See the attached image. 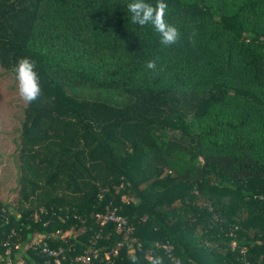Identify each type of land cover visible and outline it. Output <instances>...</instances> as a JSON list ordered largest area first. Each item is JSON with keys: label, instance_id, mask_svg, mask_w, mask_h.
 <instances>
[{"label": "trees", "instance_id": "obj_1", "mask_svg": "<svg viewBox=\"0 0 264 264\" xmlns=\"http://www.w3.org/2000/svg\"><path fill=\"white\" fill-rule=\"evenodd\" d=\"M131 2L0 0V68L34 60L43 90L0 243L28 264L48 263L24 250L35 234L68 263L95 249L93 264H172L170 243L182 264H264V0H165L184 34L170 47ZM110 204L128 233L95 221Z\"/></svg>", "mask_w": 264, "mask_h": 264}, {"label": "clouds", "instance_id": "obj_2", "mask_svg": "<svg viewBox=\"0 0 264 264\" xmlns=\"http://www.w3.org/2000/svg\"><path fill=\"white\" fill-rule=\"evenodd\" d=\"M128 12L131 14V22L140 27L152 25L154 30L160 36V43L165 47L179 44L184 38L181 32L174 23L167 19L169 15V5L165 0H156L155 4L148 0H132L127 5ZM195 35L193 31L188 34L187 41L195 46ZM158 57L144 62L145 70L159 75L165 71L164 66L158 65ZM36 62L30 58H21L13 71L16 74L18 82V91L21 99L26 104L36 103L43 98V90L40 82V76L36 70ZM148 264H165L163 256L146 257ZM131 264H139V258L135 255L130 256ZM172 264H179V261L173 257H169Z\"/></svg>", "mask_w": 264, "mask_h": 264}, {"label": "rangeland", "instance_id": "obj_3", "mask_svg": "<svg viewBox=\"0 0 264 264\" xmlns=\"http://www.w3.org/2000/svg\"><path fill=\"white\" fill-rule=\"evenodd\" d=\"M24 108L16 74L0 68V202L4 204H13L17 197V156ZM82 233L83 229L75 230L74 236Z\"/></svg>", "mask_w": 264, "mask_h": 264}, {"label": "built area", "instance_id": "obj_4", "mask_svg": "<svg viewBox=\"0 0 264 264\" xmlns=\"http://www.w3.org/2000/svg\"><path fill=\"white\" fill-rule=\"evenodd\" d=\"M95 221L98 223L99 226H104L106 224H114L116 228L120 231H124L125 233H128L130 231V227L128 225V221L126 217L120 215L116 209V207H111L103 214H96L95 215ZM59 231L53 234V237L58 236ZM11 236L15 235L13 232L10 234ZM63 235L60 236L61 239H63ZM135 240V239H134ZM4 247V250L0 254V264H28L25 260L21 259L18 255H13L12 253V247L9 242L0 243V248ZM15 248H18V245L15 246ZM138 250H140V246H137ZM32 249L35 253L40 254L45 259L48 260L47 264H93V260L98 257V253L95 249H89L86 253L78 256L75 258L74 262H67L66 256L64 254V250L62 248H52L50 244L44 239L42 235H35L31 239L30 242H28L24 250L28 251ZM163 254L169 258L170 256L175 258L173 256V246L170 243H166L162 246ZM242 253H244V249L241 250ZM117 254V251L113 252V255L115 256ZM147 257H151L150 254H148ZM106 260L110 261V255H105ZM178 260V259H176ZM179 261V264H182ZM111 262V261H110Z\"/></svg>", "mask_w": 264, "mask_h": 264}, {"label": "crops", "instance_id": "obj_5", "mask_svg": "<svg viewBox=\"0 0 264 264\" xmlns=\"http://www.w3.org/2000/svg\"><path fill=\"white\" fill-rule=\"evenodd\" d=\"M70 234H71V232H67V233H66V235H70Z\"/></svg>", "mask_w": 264, "mask_h": 264}]
</instances>
